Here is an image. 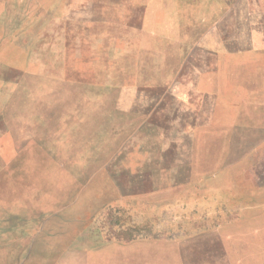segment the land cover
<instances>
[{
    "label": "rangeland",
    "instance_id": "1",
    "mask_svg": "<svg viewBox=\"0 0 264 264\" xmlns=\"http://www.w3.org/2000/svg\"><path fill=\"white\" fill-rule=\"evenodd\" d=\"M221 1L0 0V264H264V47Z\"/></svg>",
    "mask_w": 264,
    "mask_h": 264
},
{
    "label": "crops",
    "instance_id": "2",
    "mask_svg": "<svg viewBox=\"0 0 264 264\" xmlns=\"http://www.w3.org/2000/svg\"><path fill=\"white\" fill-rule=\"evenodd\" d=\"M221 3L222 8H227V0H222ZM252 3L250 12V25L252 28L249 30V38L253 41V46L257 48L261 46L264 47V0H252ZM259 5H261V7ZM225 23L226 20H223V24Z\"/></svg>",
    "mask_w": 264,
    "mask_h": 264
}]
</instances>
